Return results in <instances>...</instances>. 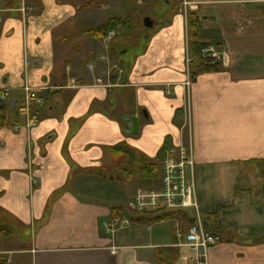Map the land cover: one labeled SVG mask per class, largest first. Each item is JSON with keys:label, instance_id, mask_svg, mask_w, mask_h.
Segmentation results:
<instances>
[{"label": "crops", "instance_id": "crops-1", "mask_svg": "<svg viewBox=\"0 0 264 264\" xmlns=\"http://www.w3.org/2000/svg\"><path fill=\"white\" fill-rule=\"evenodd\" d=\"M116 2L0 0V226L11 234L0 256L5 264H195L178 237L192 221L185 212L113 225L126 217L115 206L160 189L165 151L189 144L201 221L221 239L206 264H264V0L156 4L162 21L138 51L115 41L118 32L89 33L139 15L141 0ZM189 11L202 42L226 57L195 79ZM119 143L156 164V175L120 180L110 158Z\"/></svg>", "mask_w": 264, "mask_h": 264}, {"label": "built area", "instance_id": "built-area-1", "mask_svg": "<svg viewBox=\"0 0 264 264\" xmlns=\"http://www.w3.org/2000/svg\"><path fill=\"white\" fill-rule=\"evenodd\" d=\"M203 56L217 61L225 60V54L216 46L211 45L202 50ZM29 91L28 89H26ZM29 97H36L35 92H29ZM191 145H178L165 151L161 159L160 189L158 191L136 192L134 203L129 205L135 212H185L193 220L186 228L182 238L183 245L194 254L195 264H206L208 249L221 242L220 236L206 229L201 221V215L196 197L194 181V160L191 155ZM191 210V212H190ZM128 218L115 217L113 225L126 226Z\"/></svg>", "mask_w": 264, "mask_h": 264}, {"label": "trees", "instance_id": "trees-1", "mask_svg": "<svg viewBox=\"0 0 264 264\" xmlns=\"http://www.w3.org/2000/svg\"><path fill=\"white\" fill-rule=\"evenodd\" d=\"M195 13L187 12V32L188 33V50L190 52L189 73L191 79L203 72H211L220 70L222 65L219 61L210 57L203 56L202 50L213 45L211 43L202 42L200 39V20ZM128 21L125 18L111 17L100 23L98 27L90 31L92 37H104L110 31H117L124 26ZM0 98V128L5 127L7 124V110L5 104ZM111 156L113 170L120 180L130 181L135 177L143 176L148 178L154 177L157 172L156 164L152 163L143 154L136 152L135 149L126 143H119L111 147ZM116 210H121L124 216L128 218L129 223H137L145 220L161 221L174 216L175 211L169 212H154L152 214L135 213L127 209L125 206L114 207ZM122 212L119 214H123ZM148 213V212H147ZM193 220L190 222V224ZM10 230L6 227L0 226V240L9 236ZM4 256H0V264H5Z\"/></svg>", "mask_w": 264, "mask_h": 264}, {"label": "rangeland", "instance_id": "rangeland-1", "mask_svg": "<svg viewBox=\"0 0 264 264\" xmlns=\"http://www.w3.org/2000/svg\"><path fill=\"white\" fill-rule=\"evenodd\" d=\"M126 1L128 3L127 8H131L132 7L131 4L135 0H126ZM169 1H171L170 3L173 4L174 8L182 6V0H141V3L139 5L135 6L136 9H138L137 11H139V13H138L139 15L135 16L136 18L134 17L135 20L131 16L125 17V19L128 21L125 22L124 26H122L120 31L119 30L114 31V32L119 33L117 35V36H119L118 37L119 39L115 37V41L120 40L121 45H123L124 48L129 49L130 47L134 46V51H136V50L138 51L140 49V46L144 45V43L147 41V38L149 37L148 34H150L152 32L151 29L154 27V22L159 23L160 21H162V18H160V15L157 14L156 11L151 10V9H153V6L156 4L160 7H165V4L168 3ZM114 2H116V0H111L112 4ZM139 8H140V10H139ZM145 16H148L149 19L152 21L153 26L151 28L144 26V24L142 23ZM157 17L159 19H157ZM117 44H119V41L117 42ZM132 52H133V50H132ZM110 53H111L110 56L115 55V53H113V51H112V48H111ZM121 184H123V183H121ZM115 191L118 192L117 189ZM127 209H130V208L127 207ZM190 212H191V210H190ZM135 213L152 214L154 212H148V213L135 212ZM177 214H180V213L175 212L174 215H177ZM168 226H172V225L168 224ZM13 235H15V234H13ZM21 235L23 236V234H21ZM7 242L8 241L6 240V246L3 244V243H5V241L0 243V246H5V247L9 246L10 244Z\"/></svg>", "mask_w": 264, "mask_h": 264}, {"label": "water", "instance_id": "water-1", "mask_svg": "<svg viewBox=\"0 0 264 264\" xmlns=\"http://www.w3.org/2000/svg\"><path fill=\"white\" fill-rule=\"evenodd\" d=\"M142 23L144 24V26H146V27H148V28H149V27H152V25H153L152 21H151L148 17H145L144 20L142 21ZM124 120H125V121H128L129 118H125ZM133 123H134L133 131H136L137 124H136L135 121H133ZM125 129H126L127 132H130V129H131V123H129V121H128V124L126 125Z\"/></svg>", "mask_w": 264, "mask_h": 264}]
</instances>
